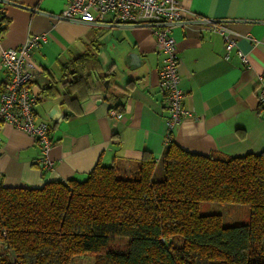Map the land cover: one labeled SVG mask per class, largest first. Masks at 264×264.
<instances>
[{
  "label": "crops",
  "instance_id": "0c3cea01",
  "mask_svg": "<svg viewBox=\"0 0 264 264\" xmlns=\"http://www.w3.org/2000/svg\"><path fill=\"white\" fill-rule=\"evenodd\" d=\"M175 1L191 13L228 21L237 38L235 48L226 54L216 33L197 26L172 30L183 108L188 112L172 132L174 143L199 155L260 153L264 105H259L257 93L264 84V0ZM65 5V0L0 1L5 25L0 55L2 49L16 48L30 36L45 35V43L31 57L30 91L39 96L36 120L48 125L51 140L47 153L51 168L45 170L40 168L43 153L33 137L1 125L0 186L4 188L36 189L47 182L81 180L96 165L131 172L144 153L158 163L165 149L168 111L158 86L162 55L154 38L145 28L53 21ZM237 52L246 57V65ZM86 53L96 57L100 69L92 80L108 76L103 86L110 100L93 95L73 108L62 95L63 84L70 79L63 68ZM5 80L0 64V89ZM50 86L56 94L45 97L43 91ZM117 103L123 105L120 117H111L110 107ZM54 107L59 108L51 119Z\"/></svg>",
  "mask_w": 264,
  "mask_h": 264
},
{
  "label": "trees",
  "instance_id": "16d2710c",
  "mask_svg": "<svg viewBox=\"0 0 264 264\" xmlns=\"http://www.w3.org/2000/svg\"><path fill=\"white\" fill-rule=\"evenodd\" d=\"M4 29L1 18L0 38ZM63 69L70 79L62 95L73 108L93 95L110 100L108 76L92 80L100 70L94 55ZM122 108L110 110L120 115ZM202 203L246 206L248 220L225 225L220 214L201 215ZM116 237L128 240L122 252L108 250ZM89 256L93 264H264V149L199 155L171 138L158 163L144 153L131 172L96 165L81 180L0 186V264H74Z\"/></svg>",
  "mask_w": 264,
  "mask_h": 264
},
{
  "label": "built area",
  "instance_id": "2783aa9c",
  "mask_svg": "<svg viewBox=\"0 0 264 264\" xmlns=\"http://www.w3.org/2000/svg\"><path fill=\"white\" fill-rule=\"evenodd\" d=\"M65 2V8L59 15L52 17L53 21L109 28L117 26L145 28L154 38L156 50L162 55V65L157 72L158 86L165 95L168 111L164 145L173 138V130L188 115L183 108L184 93L180 87L179 61L172 30L176 27L197 26L199 30L216 33L222 38L226 54L236 45L237 35L227 27L228 21H216L191 13L184 10L175 0H65ZM45 41V35L30 36L16 48L1 50L0 64L6 74V80L0 89V128L3 124H9L33 137L43 153L40 168L48 170L51 168V162L47 157L51 146L49 127L45 122L36 120L34 108L39 96L30 91L33 77L31 57L33 51ZM237 56L243 65L247 64L244 55L237 52ZM257 101L259 105H264V84L258 86ZM109 114L111 117H120L114 111H110Z\"/></svg>",
  "mask_w": 264,
  "mask_h": 264
},
{
  "label": "rangeland",
  "instance_id": "374dc122",
  "mask_svg": "<svg viewBox=\"0 0 264 264\" xmlns=\"http://www.w3.org/2000/svg\"><path fill=\"white\" fill-rule=\"evenodd\" d=\"M157 177V176H156ZM201 215L210 213L220 214L223 217L225 225L244 224L248 220V207L240 205H226L216 203H202L199 208ZM128 240L126 238L116 237L108 245V250L113 252H122L126 248ZM74 264H93V257L76 259Z\"/></svg>",
  "mask_w": 264,
  "mask_h": 264
},
{
  "label": "water",
  "instance_id": "95a60500",
  "mask_svg": "<svg viewBox=\"0 0 264 264\" xmlns=\"http://www.w3.org/2000/svg\"><path fill=\"white\" fill-rule=\"evenodd\" d=\"M56 108H59V107H54V108L50 111V113H49V117H50L51 119H53V115L56 113ZM62 114H67V112H66V111H63Z\"/></svg>",
  "mask_w": 264,
  "mask_h": 264
}]
</instances>
